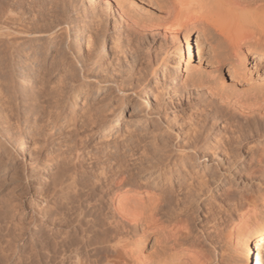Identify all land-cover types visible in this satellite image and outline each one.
Masks as SVG:
<instances>
[{
  "label": "rangeland",
  "instance_id": "obj_1",
  "mask_svg": "<svg viewBox=\"0 0 264 264\" xmlns=\"http://www.w3.org/2000/svg\"><path fill=\"white\" fill-rule=\"evenodd\" d=\"M62 1L0 0V145H10V141L17 142V145L25 142L22 152L13 150L8 157L7 155L5 156L6 164L4 166L1 164L2 167L0 165V264H76L78 258H80L78 260L79 264H81L80 260H84L82 264H86L85 255L92 254V252L95 253L93 249L97 245H90V248L88 247L90 250L82 242L71 245L73 247L70 246V241L73 240L72 235H76L75 222L72 218H69L73 222L68 221L69 223H67L70 224L68 225L65 221L60 220L61 215L59 216V213H56L58 211L56 208L59 204L58 195L62 190L66 189V191L71 192H76L79 188L84 189L83 191L85 192L90 190L94 184L92 183V179L95 178L94 180L96 181L102 174V167L109 165L110 160L113 159H115L113 163L119 162L120 159L122 161L126 160H124V165L126 169H130L128 170L130 173V183L134 184L139 180L138 178H144L145 174H148L149 171L151 172L152 166H155L154 164L157 161L153 155L155 154V147H160L162 144L167 147V149L164 148L165 151L172 152L173 150L176 151L179 145L192 142V139L188 138L189 136L187 135L189 133L187 132L195 128L196 125L200 124L203 127L206 125V118H204L205 116L202 117V113H204L203 115L209 114V111L212 109L206 106L208 100V104L210 101H213L215 106H220L223 105L221 97H228L227 99L233 102L237 100L236 98H241V94L242 98H244L246 94L249 96L252 93L264 92V47L258 49L257 47H248L243 44L242 47L246 51L245 56L235 54L231 44L225 43L213 27H203L199 23L197 27L201 29V32L197 34L198 37L196 39L198 38L197 40L201 42V54H197V59L194 62H199L200 55L203 57L201 68L198 66L202 72L196 69V66H192L188 70L183 68L180 73L171 66L167 80L172 84L171 88L173 92H170L172 96L170 95L159 109L151 110L153 114L151 113L150 117L148 116L146 124L139 126V129L134 133L135 139L131 141V143L133 142L132 145L129 142L130 144L128 143L127 145L125 143L127 146L123 147L125 144L122 142L120 131H123L124 128L120 125V130L113 131V135L110 137L108 136L109 132L105 131L104 133V128L107 125L109 117L114 113L116 114L121 107L125 110V118H128V115L135 110L133 106L135 103L136 105L140 103V100L134 94L139 93L142 88L146 90L147 82L145 81L147 80L144 79L142 81L145 75L137 73L139 78L143 77L142 80L136 81L138 79L133 75L135 72H138V67L133 64L130 65L129 63H132L131 60L128 61L129 63L123 60L122 67L120 66L119 68L118 66L119 69L122 68L123 70L114 71L115 73L112 72L114 63L110 62L111 59L105 56L101 58V55H103L100 52L102 51V38L99 37V33L97 39L90 37L91 35L93 36V30L91 28V12L88 13V9H85L88 4H86L87 6H75V3L73 2L74 5H72V0H69L68 3L71 2V5L67 6V0ZM170 1L112 0L113 3L121 2L131 16L133 12V17L137 20L140 19V16H143L140 20H144L145 22H149L155 18L157 20L159 16H163L162 14H165L166 8H169L171 5ZM249 5H246L245 9H248L249 11H247L250 12H247L250 20L248 17L246 18V10L242 7L236 12V22L239 15V19H242L240 24L243 26L254 30H264V2H262V7L256 6L261 4H252V6L254 5L253 7L251 4ZM244 10L245 12H242ZM239 13H244V16ZM243 21L246 23H243ZM256 25H261V28L256 27ZM184 31L181 28L180 34L183 35ZM102 32L100 31V34ZM50 33L53 35H51V38H48L47 36ZM90 38L93 40H90ZM99 38L101 39L99 40ZM126 38L124 37V40ZM152 38L148 36L143 41L146 42V45L142 47V51L145 52V48L152 46L151 55L154 58V62L156 60V53L157 55L162 53V51L171 45V40L161 37ZM88 42L92 43L93 47ZM87 44L90 45L91 49L87 48L89 47ZM90 50H92V53ZM30 55L32 58H30ZM219 55H222L225 60V65H223L224 70L221 71L217 68L216 62V58ZM256 56L260 58L256 59L258 64H255L254 58ZM62 58H64V61ZM32 59L36 60L32 64V67L26 68L22 66L23 63L31 62ZM214 61L216 62L215 64L213 63ZM109 62L113 63L112 66ZM5 65H13L15 67L13 73L7 75V77L2 75ZM105 65L111 71L106 68L109 71L106 72L105 70L103 72ZM125 66H129L130 68H124ZM159 68L160 70L162 69L160 65ZM209 71L217 72L212 77L213 72L209 74ZM116 73L117 78L115 77ZM126 73L129 76H126ZM111 74L114 75H112V78H116L117 81L125 74L126 77H122L123 80L121 79L118 82H123V84H115L117 81L115 79L111 80V77H109ZM217 74L218 77H215ZM118 75L121 76L119 77ZM105 77H107V80ZM132 77L135 80L131 87L137 90L136 92L127 90L128 92L124 94L119 90V87L120 89L122 87L123 89H129V80ZM148 78L154 79L151 78V75ZM212 79L217 80V82H213ZM71 82L76 84L74 89H71ZM134 82L138 84H136V87ZM121 85L124 86L121 87ZM199 85L203 86L198 87ZM98 88L102 89L98 91ZM187 92L191 94L189 95ZM235 96L236 98H234ZM1 97L3 100H1ZM85 100L87 104L83 105ZM149 102L151 104L154 103L153 99H150ZM205 109L208 112L205 113ZM137 112L136 117L137 115L141 116L142 111ZM34 125L37 126L34 127ZM171 129L172 131H170ZM198 140L199 145H201V137H198ZM170 143L171 145H169ZM252 143L251 148L247 153H244V169L248 170V172H254L253 175L255 177L249 181V185L239 187V190L247 196H257L259 193L264 194V140ZM39 146H43L42 154L47 152V155L50 154V159L54 158L53 160H49L46 168L37 172L25 169L21 165L19 166L28 157L33 162L37 161L38 158L35 150L41 149ZM59 146H62V150L65 149L66 151L67 149V153L65 152L66 154H64L65 157L63 156V159L60 156L58 158L56 155L58 152L56 147L59 148ZM54 152L55 154H53ZM51 154L56 156H51ZM201 165H197V168ZM247 165L249 166L247 167ZM143 167H147V171ZM74 175L84 178L82 183H79L80 186L76 185L75 187V184L71 183L72 180L70 178ZM11 176L16 177L10 180ZM64 178L67 179L65 180ZM257 179L261 180L262 185L257 184L259 181H256ZM243 180H245L244 177ZM243 180L240 184L244 185L245 181ZM128 187V192H135L132 185H128ZM235 190L237 189L235 188ZM137 193L146 194L145 191H138ZM161 235L154 229L150 230L146 241L140 245V249L147 256H156L166 248V239ZM77 236L80 237L79 234ZM65 238L67 240H64ZM75 245L81 246L74 248L76 247ZM78 247L83 250L81 251ZM222 248L224 250H220L218 259L214 260L212 264H219L221 261L222 264H244L240 253L234 248L233 240L225 239ZM103 252L107 254L102 249H98L96 253L99 255V258L101 257L100 259L106 258ZM77 253L79 256H76Z\"/></svg>",
  "mask_w": 264,
  "mask_h": 264
},
{
  "label": "bare ground",
  "instance_id": "obj_2",
  "mask_svg": "<svg viewBox=\"0 0 264 264\" xmlns=\"http://www.w3.org/2000/svg\"><path fill=\"white\" fill-rule=\"evenodd\" d=\"M58 1L59 0H57V2ZM68 1L69 0H67L66 3H68ZM71 2L72 5H74V2L75 6L88 4V6L86 5L88 8L86 7L85 9H88V13L91 12V28L93 30V32L91 31L93 36L91 35L90 37L97 39L99 33V37L102 38V51L100 52L103 53V55H101V58L105 56L111 59L110 62L112 61L114 63L112 66L113 63L111 64L109 62L113 67L112 72L123 70L122 68L119 69L120 66L122 67L123 65V60L127 61V63L131 60L132 63L129 64L138 67V72H135L133 75L138 79L136 81H139V79L142 80L143 76H140L141 78L138 77L140 74L145 75L142 81H144V79L147 80L145 81L147 82L146 90L142 88L140 92L138 90L139 93L134 94L138 97L140 103L136 105L135 101H133V103H135V105L133 104V109L135 110L128 115V118H125V110L121 107L116 114L114 113L109 117L107 125L104 128V133L105 131L109 132L108 136L110 137L113 135V131L116 132L117 129L118 131L120 130L119 126L121 125L124 128L123 131H120L122 142L127 145L129 142L131 143L132 140L134 141V133L139 129V126L146 124L148 116L150 117V114L153 112L151 110L159 109L161 105H163L162 103L171 95L170 92H173L171 88L172 84L167 80L171 69L170 67L173 66L180 73L183 68L188 70L192 66H196V69L201 70L198 66L200 67L203 64V57L200 55L199 62H194L197 59V54H201V42L197 40L198 38L196 39V37H198L197 34L201 32V29L197 27L199 23L203 27H213L225 43L228 42L231 44L235 54L245 56L246 51H244L242 47L243 44L248 47H257L258 49L264 47V30H254L250 29V27L247 28L243 26L240 24L242 19H239V15L237 16V22L235 20L237 10L242 7L245 9L246 5L249 4H251V6L252 4H261L256 6L262 7V2H264V0H171V5L169 8H166L165 14L159 16L157 20H155L156 18H152L155 21L150 20L149 22L140 20L143 16H140V19L137 20L133 17V12L131 16L121 2L113 3L112 0H72ZM70 3L66 5L69 6ZM263 9L261 8V10ZM245 10L242 12H245ZM247 10L246 18L249 16L248 13H250L248 12L249 10ZM243 14L242 16H244ZM251 16L253 17V15ZM246 18L245 20L248 22ZM249 18L250 17H248V19ZM243 23L246 22L243 21ZM260 26L256 25V27ZM181 28L185 30L183 35L180 34ZM100 31L103 32L100 34ZM46 34L48 35V33ZM51 35L53 34L50 33L47 37L51 38ZM87 35H89V33H87ZM148 36L153 37L152 39L161 37L171 40V45L162 51V53H159L160 55L156 53V60L154 62V58H152L153 56L151 55L152 46H145L147 47L145 48L146 51H142V47L146 45V42L143 41ZM124 37H127L128 40L127 38L124 40ZM101 38H99V40ZM90 40L93 39L90 38ZM147 40L149 41V39ZM124 41L127 43L125 42V44ZM90 45L93 47L92 43ZM90 45L87 44L89 47H86L90 48ZM66 46L69 48L68 45ZM90 51L92 53V50ZM90 55L92 56V54ZM58 56L61 57L59 54ZM30 58H32L31 55ZM257 58V56L254 58L255 64H258ZM27 59L29 61V57ZM33 59L31 62H22V66L26 68L32 67V64L36 62V60ZM63 59L64 58H62V60ZM224 61L222 55L217 56V68L220 71L224 70ZM216 62L214 61L213 63L215 64ZM159 65L162 68L161 70ZM9 66L10 65H5V68L2 70V75L7 77V75L13 73L15 67L13 65ZM128 67L125 66L124 68ZM106 68L108 67L105 65L103 72H105V70L106 72L110 70V68H108L109 70ZM212 72L213 71H209V74ZM216 72L217 71L213 72L211 76L214 77ZM129 73L130 72H128V74ZM137 73L139 75H137ZM128 74L126 76H129ZM112 75L113 74L109 76L111 80H116L117 73L115 76L116 78H112ZM121 75L118 76L120 77ZM150 75L151 78H154L153 80L148 78ZM126 76L124 74V76L120 78L122 79V77L124 78ZM107 77H105L106 80ZM215 77H218V74L215 75ZM125 79L129 80L127 78ZM119 80H116L117 82L113 81L116 84L120 82ZM126 80L125 82H127ZM134 80L133 77L129 80V89H123L122 86L124 85H121L122 89L118 86L119 90L124 94L129 90L136 92L137 89L135 88L136 90H134V87H131ZM212 81L214 82L215 80L212 79ZM74 82L70 83L72 85L71 89L76 87ZM215 82H217V80ZM96 83L98 84V81ZM119 84H123V82L117 85ZM136 84L137 83H135V87L138 85ZM201 86L199 85L198 87ZM118 87L116 88L117 91ZM101 89L98 88L97 90L99 91ZM187 94L190 95L191 93L187 92ZM227 98L221 97V103H223V105L220 106H215L213 101H210L209 104L207 103L209 100L206 102V106L212 108L209 114L206 113L208 112L207 110H209L208 108L207 110L205 109V115L200 112L202 113V117L205 116L204 118H206V125L204 127L200 124L196 125L195 128L187 132L189 133L187 136H189V139H192V142L188 141L190 143L179 145L177 150L175 149L176 151H174L172 149V152H168V150L165 151L164 148L167 149L165 145L161 144L160 147L157 145V147L154 146L156 149L153 155L154 158L157 159L154 164L155 166H152V169L150 168L151 172L149 171L148 174H145L146 176H144V178H138L139 180L134 184L130 183V173L128 172L130 169H126L124 165L125 159L123 161L120 159L119 162H114L115 164L113 163L115 159H113L110 160L109 165H103L102 174L98 178L96 177V181L94 180L95 178L92 179V183L94 184L90 190L85 192L83 191L84 189L82 190L79 188L76 192L66 191V189L61 191L58 195L59 204L56 208L58 209L56 213H59V216L61 215L60 220L63 222H73L74 220L76 235H80V237L72 235L73 240L70 241V246L82 242L83 245L89 249L90 245H97L96 248H92L95 253L92 252L91 254L89 252L90 254L87 253L88 255L84 254L86 256V264H212L214 260L218 259L217 257L220 250H224L222 244L225 239L233 240L234 248L240 253L241 260L244 264H250L251 262L252 264H264V194L259 193L257 196H247L239 190L240 186L247 185L249 181L253 180L255 177L253 175L254 172L252 173L250 171V174L248 170L244 169V153H247L251 148L252 142L264 140V92L252 93L249 96L246 94L244 98H242L241 94V98H236L235 96L234 98L237 100L233 102L229 101ZM150 99H153V104L149 102ZM1 100H3L2 97ZM85 104H87L86 100L83 102V105ZM137 111H142L141 114L139 113L141 116L137 115L136 117ZM36 126L34 125V127ZM170 131H172V129ZM198 137L202 139L201 145L198 143ZM23 144H25V142L17 145V142L10 141V145H0V165L2 164L4 166L6 164L5 156L7 155L8 157L13 150L22 152L24 149ZM126 144L123 145V147L127 146ZM169 145H171V143ZM39 147L41 149L35 150L38 158L37 161L33 162L31 158L28 157L24 159L19 166L21 165L25 169L27 168L37 172L41 169H45L49 160H53L54 158L50 159V154L47 155V152L42 154L43 146ZM61 147H56V150H58L56 155L58 158L60 156L63 159V156L65 157L64 154L67 153V149L66 151L63 149V151ZM55 152L53 154H55ZM53 154H51V156ZM195 163H197V165H202L197 168ZM248 166L249 165H247V167ZM143 169L147 171V167H143ZM15 177L16 176H11L10 180ZM87 177L89 178V176ZM243 177L245 180H243ZM70 180H72L71 183H74L76 187V185L82 183L84 178L74 175L71 176ZM86 180L88 179L86 178ZM242 180L245 181L244 185L240 184ZM258 180L259 179L256 181ZM257 184H261V180H259ZM128 185H132L135 192H128ZM98 186H100V188H98ZM97 188L99 191H97ZM235 188L237 190H235ZM136 191H145L146 194H139ZM69 218L73 220H69ZM153 229L156 230L159 235L162 234L164 236L166 239V248L156 256H147L143 250L140 249V245L146 241L149 231ZM64 240L67 239L65 238ZM77 246L74 248H77ZM98 249L107 252V254L103 252V254L106 255L105 259L102 257L104 260L100 259L101 257L99 258V255L96 254ZM82 250L83 249H81V251ZM76 256H79L78 253ZM79 259L80 258L77 259L76 264H79ZM83 261L80 260L81 264ZM220 263L222 264V261Z\"/></svg>",
  "mask_w": 264,
  "mask_h": 264
}]
</instances>
